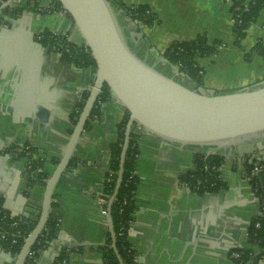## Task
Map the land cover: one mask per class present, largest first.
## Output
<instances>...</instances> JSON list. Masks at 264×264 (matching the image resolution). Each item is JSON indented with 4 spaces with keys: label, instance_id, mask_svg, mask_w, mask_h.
Masks as SVG:
<instances>
[{
    "label": "crops",
    "instance_id": "crops-1",
    "mask_svg": "<svg viewBox=\"0 0 264 264\" xmlns=\"http://www.w3.org/2000/svg\"><path fill=\"white\" fill-rule=\"evenodd\" d=\"M122 1L149 6L156 15L154 24L135 26L115 5L128 31L138 27L144 32V38L135 40L128 32L134 50L166 75L207 92H231L264 81V55L255 49L258 43L264 45V8L237 43L232 0ZM53 2L22 0L34 9L18 17L6 14L5 8L0 12V197L3 207L17 216L40 214L46 181L74 127L72 112L95 80L92 65L64 64L57 52L38 40L44 30L80 39L70 15L64 9L54 10ZM200 36L216 48L198 58L203 75L198 83L177 73L162 56L171 42ZM101 112L98 122L85 128L71 166L57 183L51 214L58 218L59 232L34 264H56L64 247L71 251L68 264H106L102 248L109 227L103 213L104 184L110 171V145L118 139L126 111L111 94ZM25 143L44 156L45 178L31 185L27 159L9 151ZM139 148L140 182L128 239L138 261L144 258L140 264H240L231 256L235 249L259 251L249 242L248 230L261 205L245 162L250 155L264 162V150L246 156L230 150L220 167L225 187L199 193L184 179L195 168L192 149L150 133L143 134ZM8 260L5 264H11Z\"/></svg>",
    "mask_w": 264,
    "mask_h": 264
},
{
    "label": "water",
    "instance_id": "water-1",
    "mask_svg": "<svg viewBox=\"0 0 264 264\" xmlns=\"http://www.w3.org/2000/svg\"><path fill=\"white\" fill-rule=\"evenodd\" d=\"M12 1L2 3L0 12L7 6H13ZM58 1L79 31V41H71L87 46L96 62L94 85L89 89L88 98L74 124L62 156L46 181L35 227L17 254L0 248V264H5L8 259L11 264L27 263L31 250L52 212L57 183L69 169L87 121L105 85L130 115L116 188L107 205L112 247L117 254L111 210L122 184L134 124L142 128L143 134H153L207 156L221 154L226 157L230 150L246 156L264 150V81L231 92H207L203 88H190L138 55L130 42L128 32L134 40L136 36L144 38V32L138 31V27L128 31L115 9V4L110 0ZM124 14L125 18L137 26L136 21L125 11ZM151 49L160 55L156 47ZM162 57L165 62L172 64L166 56ZM172 66L177 73L186 75L176 65ZM6 257L7 261L4 260ZM118 257L121 264H124L119 254ZM139 261L143 263L144 258L140 257Z\"/></svg>",
    "mask_w": 264,
    "mask_h": 264
},
{
    "label": "trees",
    "instance_id": "trees-1",
    "mask_svg": "<svg viewBox=\"0 0 264 264\" xmlns=\"http://www.w3.org/2000/svg\"><path fill=\"white\" fill-rule=\"evenodd\" d=\"M8 0H0V6L2 3ZM115 5L122 7L126 14L129 15L131 12L134 16L133 19L143 22L146 25H152L156 21V15L153 12H149V6L146 5H138L136 9H129L122 0H110ZM232 13L237 18V23L234 25V33L236 36L237 43H240L244 37L246 36V32L248 28L256 21L258 16L260 15L262 9L264 8V0H232ZM54 6L52 7L54 10L57 8L63 9L61 3L58 0H54ZM237 7H240L237 10ZM29 3L20 4L17 6H7L5 8V13L18 17L26 10H32ZM49 11V8H47ZM46 10V11H47ZM51 10V9H50ZM135 13H138V16H135ZM240 21V22H238ZM40 35L42 36L40 38ZM37 38L38 40L48 46L49 49H59L61 54V62L64 64H75L77 66H86L92 65L94 70L96 71V62L93 59L90 51L86 52L85 47L78 46L73 43L68 35L58 34L52 32L50 30H44ZM56 47V48H55ZM215 45H210L208 40L204 36H200L193 40H185V41H173L169 44L165 56L168 60L174 64L180 66V70L184 72L187 76L196 80L198 83L202 81V70L198 64V58L204 55L211 54L215 50ZM256 51L262 53L264 55V45L262 43H258L255 46ZM89 95V91L84 92L82 96V101L78 104V106L74 109L71 115V119L74 124H76L79 115L84 107L85 101L87 100ZM111 96V91L107 85L104 86L92 112L89 120L87 121L86 127H93L101 117V107L102 104L109 100ZM129 112L126 111L125 116L121 123L118 126V139L115 142H112L111 147V160H110V171L107 175L105 184H104V196L109 201V198L115 191L117 180H118V172L120 167V159L124 145L125 131L127 127V123L129 120ZM143 136V132L137 128L136 124L132 127L131 131V140L129 149L126 156L124 174L122 184L118 191V194L112 204V218L114 223V230L116 236V247L118 250V254L121 257V260L124 264H140L137 261V251L132 247L129 239H128V230L131 222L134 218V212L136 210V200H135V192L137 190L138 184L140 182V178L136 174V161L140 155L139 141ZM29 144V143H25ZM15 146H12L9 151L16 154ZM32 153L37 152L36 148L32 147ZM26 154L20 152L18 154V158L25 157ZM29 161L34 170L40 169L38 174H31L29 183L30 185L33 182H39L43 178H45V174L43 173L42 165L43 162L39 164L34 160ZM195 168L190 170L184 174L185 181L195 189L198 183L205 182L208 187L207 191L217 190L221 187H225V182L221 178L220 167L224 163L225 157L221 154H213L210 156H206L205 153L195 152ZM264 164V162L262 161ZM72 162L70 163L71 166ZM255 162H250V159H247L245 162L246 174L249 178V174L254 167ZM215 167V168H214ZM250 184L253 190H256V195L259 197H264V169L259 172L255 177L249 179ZM212 184H215L212 186ZM204 192L200 190L199 193ZM0 205L3 206V200L0 197ZM38 214L36 217H32L30 215H24L23 217L27 220V223L24 225V228L31 232L35 227L38 218ZM260 221L262 223V227L257 228L255 225ZM59 221L58 218L53 214H50V217L47 221L45 229L43 232H46L44 236H40L33 246L30 256L27 260L26 264H34L36 259L39 257L41 251L46 248L49 243L54 240L59 232ZM107 243L102 248L104 259L106 264H121L118 254L112 247V237L110 232L107 235ZM248 238L249 242L254 246L258 247L259 250L264 248V218L257 216L253 219L249 230H248ZM24 243L22 241L16 246H9L8 242H1L0 245L4 250L10 251L12 254H17ZM235 250L245 251V255L241 260H237L240 264H246L248 262V253L250 250L244 248H237ZM264 252V249H263ZM71 251H67V247L62 248L60 255L57 258L56 264L63 261L64 259L70 258ZM261 253L256 255L253 259L254 261L260 260Z\"/></svg>",
    "mask_w": 264,
    "mask_h": 264
},
{
    "label": "built area",
    "instance_id": "built-area-1",
    "mask_svg": "<svg viewBox=\"0 0 264 264\" xmlns=\"http://www.w3.org/2000/svg\"><path fill=\"white\" fill-rule=\"evenodd\" d=\"M13 6H17L20 5L22 3V0H13L12 1ZM138 5H127V7L129 9H136ZM42 10L44 8H41ZM240 7H237V10H239ZM149 12H153V10L151 8H149L148 13ZM138 13H135V16H138ZM130 18L133 19V14L130 12L128 15ZM135 20V19H133ZM136 23L138 25H146L141 21L135 20ZM232 21H233V26L237 23V18L234 16V14L232 13ZM240 22V21H238ZM42 36L40 35V38ZM80 46V45H78ZM81 47H85V51L89 52V48L85 45L81 46ZM56 48V47H55ZM53 51L57 52L60 56H61V52L59 51V49H52ZM178 68H180V66L177 65ZM200 73H202V70L200 71ZM138 129H142L139 125H137ZM16 151V155H18L20 152H24L26 154V156L24 158L27 159L28 161V170L30 171L31 174H38V172H40V169L34 170L32 168V165L29 161V158H31V160H34L35 162H37L38 164L40 162L44 161V156L42 155V153H40L39 151L32 153V146L30 144H23L21 145L19 148L15 149ZM207 156V155H206ZM252 162H255L253 169L251 170L250 174H249V179L255 177L259 172H261L264 169V164L262 163V161H257L255 159L254 156H249ZM215 168V167H214ZM187 183V182H186ZM188 184V183H187ZM189 185V184H188ZM215 184H212V186H214ZM190 186V185H189ZM191 187V186H190ZM208 187V185L204 182H200L198 183V185L196 186V188L194 189L195 191L199 192L200 190H203L204 192L207 191L206 188ZM254 192L256 193V190H254ZM260 199V213H259V217L264 218V197H259ZM106 206L103 209V213L104 215L107 216L108 211H107V201L105 202ZM34 218V217H33ZM27 223V220L21 216V215H12L9 211H7L2 205H0V243L1 242H8L9 246H16L18 245L21 241L22 243L25 242L26 238L29 236V234L31 232H28V230L26 228H24V225ZM257 228L262 227V223L260 221H258L255 225ZM45 229V228H44ZM44 231V230H43ZM40 234V236H44L46 232H43ZM39 236V237H40ZM0 248H2V246L0 245ZM262 248L261 250H259L258 252H254L252 250H250V252L248 253V262H252L254 261L253 259L255 258L256 255L261 253V257L260 260L264 261V252H263ZM7 251V250H6ZM67 251H69V249H67ZM10 252V251H9ZM245 255V251H238V250H234L231 254L232 258L234 260H241L243 258V256ZM138 261V257L136 258ZM69 263V259H64L63 261L59 262V264H68Z\"/></svg>",
    "mask_w": 264,
    "mask_h": 264
},
{
    "label": "rangeland",
    "instance_id": "rangeland-1",
    "mask_svg": "<svg viewBox=\"0 0 264 264\" xmlns=\"http://www.w3.org/2000/svg\"><path fill=\"white\" fill-rule=\"evenodd\" d=\"M120 18V17H119ZM107 202H108V200H107Z\"/></svg>",
    "mask_w": 264,
    "mask_h": 264
}]
</instances>
